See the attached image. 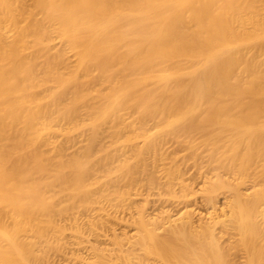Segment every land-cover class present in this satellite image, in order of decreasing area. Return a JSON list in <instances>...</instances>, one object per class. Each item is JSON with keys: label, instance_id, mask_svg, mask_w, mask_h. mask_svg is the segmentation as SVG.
Here are the masks:
<instances>
[{"label": "bare ground", "instance_id": "obj_1", "mask_svg": "<svg viewBox=\"0 0 264 264\" xmlns=\"http://www.w3.org/2000/svg\"><path fill=\"white\" fill-rule=\"evenodd\" d=\"M30 1L0 0V264H238L214 240L193 248L217 237L218 204L195 211L150 176L172 164L166 147L233 177L264 164V0ZM131 113L161 115L156 131ZM62 196L87 197L68 236Z\"/></svg>", "mask_w": 264, "mask_h": 264}, {"label": "rangeland", "instance_id": "obj_2", "mask_svg": "<svg viewBox=\"0 0 264 264\" xmlns=\"http://www.w3.org/2000/svg\"><path fill=\"white\" fill-rule=\"evenodd\" d=\"M21 2L26 3V4L31 3L30 0H21ZM58 41L59 40L57 39L56 42H58ZM75 60H76V58H73L71 61H75ZM242 74H243L242 72L240 74H238L237 71L235 72L236 77H238V75H242ZM90 86L93 87L94 84L91 83ZM243 90L244 89L239 85L226 87V91L228 93H230V95H232L234 93L239 94ZM129 117H131V119H130L131 124H133L137 127L140 124L141 128H143L141 130V135L145 134L147 136L150 132L156 131V124L159 122V118L161 117V115H154V114L149 115V116L145 117L143 119V121H141V122H140V119L138 120L135 117V115H133L132 113L130 114ZM224 119H226V120L233 119V120H236L238 122H243V120L245 118L243 117V115H241V116H236V117L226 116ZM255 123L256 122L251 123V124H255ZM252 127H256V126H252ZM113 137H110L108 139H112ZM162 146H165L164 142L161 144L160 148ZM166 149H167V147H166ZM166 149H165V152H166L168 158L170 160L174 159L172 162L170 161V163H172V164L167 166L165 174L162 175V173H158V174L156 173L153 176H150V177H154V180H156L154 182L153 187L154 188L158 187V189H159L158 191L160 192V194H159V192H158V194L161 195L162 197L168 198L170 200H172L174 198H183L185 196H188V197L193 196V198L194 197L196 198V200H195L196 206L194 205L195 203L192 204L193 203L192 202L191 207L194 206L195 209L194 208L193 209L195 211L198 210L200 213H206V205L205 204H208L209 202L215 201L218 204L217 206H219V212H218V216L216 217L215 222L216 223H218V221H220V222L216 226H213V228H212V229H215V234H218L217 237L215 239L205 238V239L200 241V242H203V244H201V245L194 244L193 248L194 247L199 248V247L204 246L205 249H203V251L204 252L209 251L208 248L210 246V241L214 240L216 243H218L217 245L219 246L220 250L221 251L223 250L224 254L228 253L227 255L229 256L230 259L236 258L238 264H259L260 262L264 261V182H263L264 177H263V179L260 178L261 176H264V164L255 165L256 167L250 166V168H251L250 174L245 176V177H242V174H236L235 175L236 177H233L234 175H229V174L227 175L226 174V173H228V170L219 171L212 164L207 163L206 158L208 157V155L205 156L206 155L205 152L201 153V152L197 151V153H192L193 151H191V152L186 153L183 150V148L181 149L178 147L175 149H170V150H166ZM109 151L110 150H108L107 152H109ZM118 151L119 150H117V151L111 150V152H113V153H115V152L118 153ZM81 152H88V151H84V150L82 151L81 150L80 153ZM117 153H115V154H117ZM223 153L225 154L227 152H223ZM199 155H201L202 157ZM101 158H103V156H101ZM80 159H79L80 161H78V164L81 167L85 166V163H84L85 159H82V158H80ZM94 164H95L94 167L96 170L102 171V169H105V168L108 169L109 168L115 172L116 170L119 169L117 162H113L112 160H107V161L103 160L102 162L96 161ZM113 165H115L116 168H118V169H116L115 166L113 167ZM144 166L146 167V165H144ZM110 167H112V168H110ZM138 168H141V167H138ZM255 170H257V171H255ZM125 172L126 171L121 172V177L123 174H125ZM159 174H161L162 176H160ZM237 175H239V176H237ZM257 175H259V176H257ZM175 177H176L177 181L174 180ZM253 177H256V178H253ZM218 178H224V179H222V181H224L226 178L227 179L225 180V182H218ZM147 180H149V178H142L140 180L130 178V180L127 182L124 180L122 181V179H120L118 181H120L119 182L120 186H123L124 184H128V185L132 186V185L138 184V182L140 185L142 184L144 186H148L149 182H147ZM166 181L168 184L166 183ZM172 182L174 185L172 184ZM258 183L260 186H257ZM235 184H237V185H235ZM95 187L97 189L98 185L96 184ZM249 188H252V189H249ZM98 189H100V188H98ZM113 190L114 189H110V190L106 191V193H98L97 192L98 193L97 195L101 194L99 196V198L97 199V202H96V203H98V202L99 203L94 204L91 207L97 208V207H101L102 203H103V205L107 204L106 200L110 197ZM239 190H241V191H239ZM249 190H250V192H249ZM231 193H232V195H231ZM234 195H236V196L243 195V198L240 197L239 198L240 200H236L237 197L233 198V197H235ZM213 197H214V199H213ZM86 198L82 197V196H77L75 198H69L67 196H62L60 198L61 215L58 216V218L60 220H65V221H63V226L65 228L67 226V229L64 230L66 236H68L71 233V231L73 230V228H72V230L70 231L71 226H70V222L68 221V218L72 219V217H74V216L77 217L78 215H80L86 211L85 210V208H86L85 203L87 202ZM101 199L103 202L101 201ZM243 199H244L243 202L246 204V206L242 202ZM84 201H85V203H83ZM142 201L143 200L138 201L139 206L142 204L143 205L145 204L144 201L143 202ZM236 201L237 202L241 201L242 204L244 205V209L246 211L244 213V218H245L244 222H246L244 224V226H245L244 228L249 226L248 227L249 229L245 230L246 232H247V230H249V231L247 233H245V231H244L245 234L242 233L241 231H237L234 228V226H235L234 225V222H235L234 216H237V218H239V219H240V217L243 216L242 213H241L242 216L240 215V212H239V214L237 213L238 210L235 208V204H237ZM63 202H65V203H63ZM232 202L234 203V208H235L234 211H232L230 206H228L230 203L233 205ZM100 203H101V205H100ZM113 203H116V202L113 201ZM226 203H228V204L225 205ZM83 206L85 208H83ZM108 206L109 205H107L106 207H108ZM146 209H148V208H146ZM236 210H237V212H235ZM147 211H148V213H147L148 215L146 214V217L150 218L149 212L151 211V209L146 210V212ZM242 212H244L243 209H242ZM233 214H236V215H233ZM194 219H196V218H194ZM241 220H242V218H241ZM246 225H248V226H246ZM196 232L194 234H198ZM160 233H161V231H159V234ZM243 235L244 236L246 235L245 236L246 241L243 240ZM245 253H247V254H245Z\"/></svg>", "mask_w": 264, "mask_h": 264}]
</instances>
